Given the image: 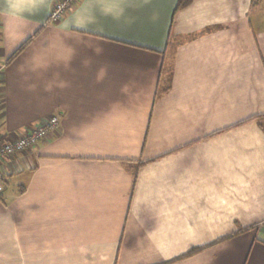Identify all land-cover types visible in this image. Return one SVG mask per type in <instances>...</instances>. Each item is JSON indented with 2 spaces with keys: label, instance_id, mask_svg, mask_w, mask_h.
<instances>
[{
  "label": "crops",
  "instance_id": "0c3cea01",
  "mask_svg": "<svg viewBox=\"0 0 264 264\" xmlns=\"http://www.w3.org/2000/svg\"><path fill=\"white\" fill-rule=\"evenodd\" d=\"M56 1L0 0L1 135L60 119L0 162V264H264V9Z\"/></svg>",
  "mask_w": 264,
  "mask_h": 264
},
{
  "label": "built area",
  "instance_id": "2783aa9c",
  "mask_svg": "<svg viewBox=\"0 0 264 264\" xmlns=\"http://www.w3.org/2000/svg\"><path fill=\"white\" fill-rule=\"evenodd\" d=\"M75 1L76 0H57L50 13L49 21L54 22L60 19ZM3 67L4 65H0V73ZM59 120L58 115L44 118L36 127L28 129L14 139H6L0 133V162L5 156L23 151L50 136L53 130L58 126ZM4 183V176L0 171V194L4 190Z\"/></svg>",
  "mask_w": 264,
  "mask_h": 264
},
{
  "label": "trees",
  "instance_id": "16d2710c",
  "mask_svg": "<svg viewBox=\"0 0 264 264\" xmlns=\"http://www.w3.org/2000/svg\"><path fill=\"white\" fill-rule=\"evenodd\" d=\"M193 0H178L177 2V7H176V11L183 9L185 7H187L189 4L192 3ZM253 5H258L262 0H251ZM209 29H203L201 31L196 32L195 34L191 35L192 38H195L196 36L201 35L202 33H205L206 31H208ZM182 42V37L181 36H177V37H170L169 40V46L166 49V54H168L170 56L171 59L174 58L176 50L178 48V46L180 45V43ZM26 43H23L17 50L16 52H19L23 46ZM195 251V249H194Z\"/></svg>",
  "mask_w": 264,
  "mask_h": 264
},
{
  "label": "rangeland",
  "instance_id": "374dc122",
  "mask_svg": "<svg viewBox=\"0 0 264 264\" xmlns=\"http://www.w3.org/2000/svg\"><path fill=\"white\" fill-rule=\"evenodd\" d=\"M262 2H263V1H262ZM262 4H263V3H262ZM262 4H261V5H260V4L257 5V7H255V9L258 8L260 11L263 10V9H264V6H263ZM261 16H262V17H258V18H263V19H264V12H263V15H261ZM257 25H259V24H257V21H256V31H257V35L259 36V34H260V32H261V31H260L261 29H259V27L257 28ZM262 26H263V28H264V23L262 24ZM263 30H264V29H263Z\"/></svg>",
  "mask_w": 264,
  "mask_h": 264
}]
</instances>
